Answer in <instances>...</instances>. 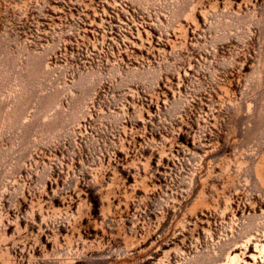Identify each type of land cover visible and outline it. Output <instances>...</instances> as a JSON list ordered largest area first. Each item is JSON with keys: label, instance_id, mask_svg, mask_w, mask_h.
Wrapping results in <instances>:
<instances>
[{"label": "rangeland", "instance_id": "obj_1", "mask_svg": "<svg viewBox=\"0 0 264 264\" xmlns=\"http://www.w3.org/2000/svg\"><path fill=\"white\" fill-rule=\"evenodd\" d=\"M0 264H264V0H0Z\"/></svg>", "mask_w": 264, "mask_h": 264}]
</instances>
